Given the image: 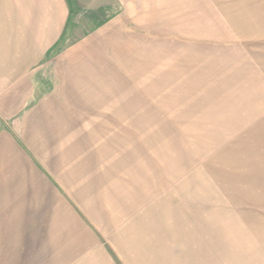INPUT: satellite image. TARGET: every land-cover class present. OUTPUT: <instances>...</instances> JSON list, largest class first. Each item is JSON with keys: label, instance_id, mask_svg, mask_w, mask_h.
I'll return each mask as SVG.
<instances>
[{"label": "rangeland", "instance_id": "obj_1", "mask_svg": "<svg viewBox=\"0 0 264 264\" xmlns=\"http://www.w3.org/2000/svg\"><path fill=\"white\" fill-rule=\"evenodd\" d=\"M69 1L48 88L18 120L16 142L0 143V264H64L58 219L75 205L64 193L89 180L91 204L110 215L90 214L106 229L90 227L114 264L183 259L200 237L215 246L217 230L226 248L234 233V246L263 253L260 10L247 0L239 15L212 0ZM84 213L76 221L88 224ZM143 218V244L116 243Z\"/></svg>", "mask_w": 264, "mask_h": 264}, {"label": "crops", "instance_id": "obj_2", "mask_svg": "<svg viewBox=\"0 0 264 264\" xmlns=\"http://www.w3.org/2000/svg\"><path fill=\"white\" fill-rule=\"evenodd\" d=\"M212 1V7L219 14L239 15L242 13L240 12L242 0ZM247 4L249 7H257L260 10L257 21L261 22V27L264 29V0H247ZM70 14L69 0H0V143L16 142V135L22 133L18 120L22 116L30 119L35 97L37 98L39 93L44 92L41 90L48 88V86L44 88L40 82L47 79L46 63H49L50 53L66 32ZM256 40H258V46H264V36ZM70 172L66 170L65 173L70 174ZM235 173L238 174L237 171ZM90 184V180L89 182H80L77 187L79 191H87V195L82 194L78 197L74 184L64 193L75 204L67 203L66 216L63 212V215L58 219L57 249L64 256V264H114L107 252L106 241L97 237V233L90 227L91 224L96 228V222H98L99 226L102 225L97 229L105 230L106 227L101 218H97L98 221L96 219V221H92L93 218L91 220L89 216L95 214L101 215L103 218V215L109 214L108 210H105L104 201L96 202L99 203L97 206L96 203L91 204L89 195L92 186ZM96 208L98 209L96 210ZM80 209L85 211L84 214L89 219V221L86 219L88 224L80 218L79 221H76L77 212ZM91 209H93L92 213ZM90 221L92 222L89 223ZM144 224L143 218L139 224L134 226L139 231L135 235L133 234L131 239L121 233V237L116 243L130 247L143 244ZM124 229L126 231V228ZM67 231L75 233L73 236H68ZM203 238L200 237L202 243L196 250L191 247L185 248L183 259L182 257L176 259L174 256H169L164 264H264V252L261 253L263 257L259 259L255 255L261 254L255 253V248L241 250L240 246H234L235 239L237 241L234 233L229 236L232 241L228 244L230 246L227 245V248L224 242H219L218 230L216 240L212 241L216 242L215 246L209 241H203ZM97 251L100 254L106 252L107 255L105 257L102 255L99 261L96 257ZM193 253L201 255L196 263H193V260L189 258ZM205 255L206 261L204 262L205 257H202ZM102 261L104 262L102 263ZM155 262L161 264L160 258L157 257Z\"/></svg>", "mask_w": 264, "mask_h": 264}]
</instances>
